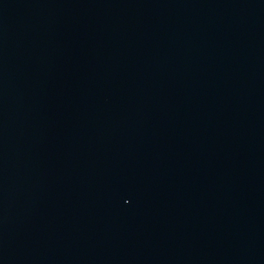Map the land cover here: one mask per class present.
<instances>
[{"label":"water","instance_id":"water-1","mask_svg":"<svg viewBox=\"0 0 264 264\" xmlns=\"http://www.w3.org/2000/svg\"><path fill=\"white\" fill-rule=\"evenodd\" d=\"M0 264H264V0H0Z\"/></svg>","mask_w":264,"mask_h":264}]
</instances>
